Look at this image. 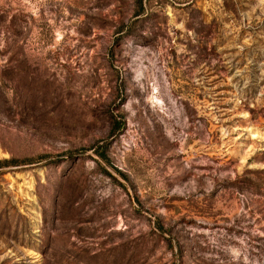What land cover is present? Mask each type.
Returning a JSON list of instances; mask_svg holds the SVG:
<instances>
[{"label": "rangeland", "instance_id": "obj_1", "mask_svg": "<svg viewBox=\"0 0 264 264\" xmlns=\"http://www.w3.org/2000/svg\"><path fill=\"white\" fill-rule=\"evenodd\" d=\"M0 264H264V0H0Z\"/></svg>", "mask_w": 264, "mask_h": 264}]
</instances>
